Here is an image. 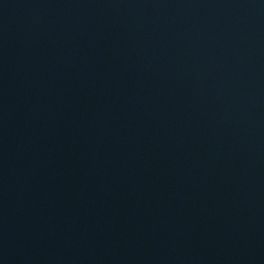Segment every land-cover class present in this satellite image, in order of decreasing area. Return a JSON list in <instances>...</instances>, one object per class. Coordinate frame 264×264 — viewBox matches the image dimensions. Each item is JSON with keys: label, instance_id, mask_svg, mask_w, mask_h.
<instances>
[{"label": "water", "instance_id": "water-1", "mask_svg": "<svg viewBox=\"0 0 264 264\" xmlns=\"http://www.w3.org/2000/svg\"><path fill=\"white\" fill-rule=\"evenodd\" d=\"M0 264H264V0H0Z\"/></svg>", "mask_w": 264, "mask_h": 264}]
</instances>
